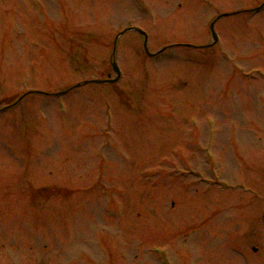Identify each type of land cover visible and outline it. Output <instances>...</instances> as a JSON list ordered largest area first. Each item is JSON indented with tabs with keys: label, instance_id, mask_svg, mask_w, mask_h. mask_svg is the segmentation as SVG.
I'll use <instances>...</instances> for the list:
<instances>
[{
	"label": "rangeland",
	"instance_id": "1",
	"mask_svg": "<svg viewBox=\"0 0 264 264\" xmlns=\"http://www.w3.org/2000/svg\"><path fill=\"white\" fill-rule=\"evenodd\" d=\"M263 1L0 0V264H264Z\"/></svg>",
	"mask_w": 264,
	"mask_h": 264
}]
</instances>
